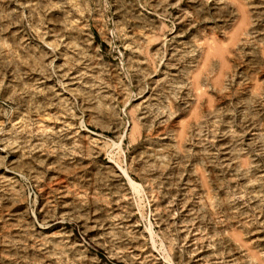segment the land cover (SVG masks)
<instances>
[{
    "label": "rangeland",
    "instance_id": "1",
    "mask_svg": "<svg viewBox=\"0 0 264 264\" xmlns=\"http://www.w3.org/2000/svg\"><path fill=\"white\" fill-rule=\"evenodd\" d=\"M0 264H264V0H0Z\"/></svg>",
    "mask_w": 264,
    "mask_h": 264
},
{
    "label": "bare ground",
    "instance_id": "2",
    "mask_svg": "<svg viewBox=\"0 0 264 264\" xmlns=\"http://www.w3.org/2000/svg\"><path fill=\"white\" fill-rule=\"evenodd\" d=\"M210 53V52H209ZM207 55H208V53H207ZM205 66V65H204ZM14 162V161H13ZM119 174V173H118ZM121 175V174H120ZM133 185L135 186V187H137V185H135V183H133ZM203 258V257H202ZM198 260V259H197Z\"/></svg>",
    "mask_w": 264,
    "mask_h": 264
}]
</instances>
